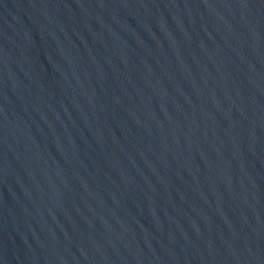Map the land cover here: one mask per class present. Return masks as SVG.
<instances>
[{
  "label": "water",
  "instance_id": "95a60500",
  "mask_svg": "<svg viewBox=\"0 0 264 264\" xmlns=\"http://www.w3.org/2000/svg\"><path fill=\"white\" fill-rule=\"evenodd\" d=\"M0 264H264V0H0Z\"/></svg>",
  "mask_w": 264,
  "mask_h": 264
}]
</instances>
